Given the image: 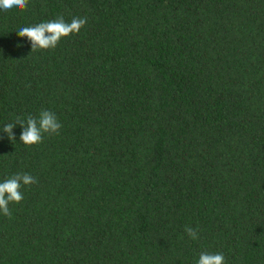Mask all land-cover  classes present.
I'll use <instances>...</instances> for the list:
<instances>
[{
  "label": "trees",
  "instance_id": "16d2710c",
  "mask_svg": "<svg viewBox=\"0 0 264 264\" xmlns=\"http://www.w3.org/2000/svg\"><path fill=\"white\" fill-rule=\"evenodd\" d=\"M87 17L55 49L16 32ZM0 264H264V0H29L0 12ZM198 230L191 240L185 227Z\"/></svg>",
  "mask_w": 264,
  "mask_h": 264
},
{
  "label": "clouds",
  "instance_id": "9594fccd",
  "mask_svg": "<svg viewBox=\"0 0 264 264\" xmlns=\"http://www.w3.org/2000/svg\"><path fill=\"white\" fill-rule=\"evenodd\" d=\"M29 0H0V12L7 13L13 10L23 11L27 9ZM87 23V17H73L66 22L63 16L56 19L40 22L33 26L21 27L16 34L21 38H27L31 45V52L55 49L62 39L70 35L79 34L81 28ZM19 125L22 129L19 140L27 148L43 142L45 136L58 135L62 124L57 115L49 110H41L38 116H17L13 122L5 124L0 132L6 134L9 141H16L13 129ZM3 139V136H0ZM36 177L28 173H16L0 182V214L11 218L10 204H20L24 199L22 187L37 184ZM185 232L188 237L195 241L199 239L198 230L186 226ZM196 264H225L222 253L202 251Z\"/></svg>",
  "mask_w": 264,
  "mask_h": 264
}]
</instances>
